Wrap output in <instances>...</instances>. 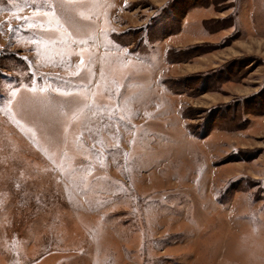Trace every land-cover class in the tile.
Instances as JSON below:
<instances>
[{
  "label": "rangeland",
  "instance_id": "obj_1",
  "mask_svg": "<svg viewBox=\"0 0 264 264\" xmlns=\"http://www.w3.org/2000/svg\"><path fill=\"white\" fill-rule=\"evenodd\" d=\"M0 264H264V0H0Z\"/></svg>",
  "mask_w": 264,
  "mask_h": 264
}]
</instances>
